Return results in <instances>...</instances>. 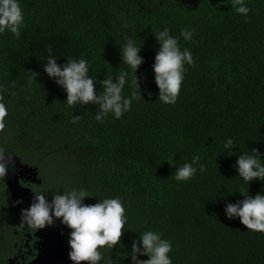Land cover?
Wrapping results in <instances>:
<instances>
[{
    "label": "trees",
    "instance_id": "obj_1",
    "mask_svg": "<svg viewBox=\"0 0 264 264\" xmlns=\"http://www.w3.org/2000/svg\"><path fill=\"white\" fill-rule=\"evenodd\" d=\"M232 0H200L189 6L177 0H20L24 26L17 38L0 34V84L7 108L0 129V149L37 167L40 181H23L33 192L51 195L85 189L99 198H120L127 223L120 244L99 249L100 264H131L132 240L139 233H162L172 243V264H264V233L229 220L226 203L264 194V182L246 185L233 165L237 156L257 149L264 162V0H245L247 16ZM169 28L179 36L187 27L193 39L180 37L194 63L185 65L175 104L157 99L152 64L158 49L153 36ZM128 38L142 44L144 63L137 72L140 89L125 85L141 98L120 119L97 122V105L68 107L66 93L43 71L51 46L58 63L85 58L89 75L99 81L115 76L121 63L119 46ZM39 73L28 85L29 73ZM15 87L9 91V85ZM97 92H103L100 84ZM151 93V95H149ZM73 115L80 116L71 123ZM231 137L236 149L226 155ZM193 156L207 165L187 182L174 179L175 167ZM198 167L197 165H193ZM69 239L70 230L62 225ZM7 186L0 181V264H13L25 248L26 232ZM21 250V251H20ZM147 259V257H140ZM15 264V262H14Z\"/></svg>",
    "mask_w": 264,
    "mask_h": 264
},
{
    "label": "clouds",
    "instance_id": "obj_2",
    "mask_svg": "<svg viewBox=\"0 0 264 264\" xmlns=\"http://www.w3.org/2000/svg\"><path fill=\"white\" fill-rule=\"evenodd\" d=\"M231 7L240 15L247 16L250 12L245 0H232ZM23 26L24 14L20 0H0V34L10 32L19 38ZM153 36L158 44L152 64L154 82L159 89L157 99L164 104H175L184 80L185 65L191 66L194 63L191 51L188 48L181 50L180 37L190 41L193 39V32L185 27L181 29L179 36H173L170 29L165 27L157 30ZM142 45L138 46L135 40L128 38L122 47L119 46L121 63L127 66V70H121L115 76H107L102 81H99L97 76L94 78L89 75V63L83 57L67 58L65 63H58V57L51 46L48 48V56L42 67L44 73L66 93L64 102L68 107L97 105L98 109L95 113L97 122H103L109 115L114 119H120L131 111L133 100L142 97L141 92L138 95L136 91L128 97L123 95L129 80L131 87L141 90L137 72L144 63V58L140 55ZM28 73L30 74L28 85L31 87L39 73ZM97 84L103 88L102 93L97 92ZM14 87L15 81H12L8 90ZM4 90V85L0 84V93ZM2 99L3 96L0 94V100ZM6 115L7 108L0 102V129L4 127L3 118ZM79 120L80 116L73 115L71 123H78ZM223 148L227 150L226 155L231 156L236 144L229 137L225 140ZM250 152L251 154L245 152L236 155V163L233 165L238 173L237 176L248 185V189L251 182H264L262 155L255 148ZM6 159L10 158L3 149H0V177L6 176L11 170L9 164L2 162ZM168 162L175 168L174 179L177 182H187L196 175L197 171L204 173L207 170V165L200 163L199 156H193L191 163H184L180 167H175L174 158H170ZM239 193L244 197L242 200L225 204L226 218L229 220L238 218L246 229L264 233V194L257 193L251 196L249 191L243 188ZM48 197L46 192H33L30 206L21 209V222L27 226L43 229L59 220L70 230L68 259L73 264H82V262L100 264L103 256L99 249L105 247L113 249L120 244L127 223L125 207L120 198H99L95 204H86L85 199L92 196L83 188L53 194L51 200ZM172 248V243L163 238L162 233L146 230L132 240L131 251L126 257H131V264H172L169 255Z\"/></svg>",
    "mask_w": 264,
    "mask_h": 264
},
{
    "label": "water",
    "instance_id": "obj_3",
    "mask_svg": "<svg viewBox=\"0 0 264 264\" xmlns=\"http://www.w3.org/2000/svg\"><path fill=\"white\" fill-rule=\"evenodd\" d=\"M8 157L10 159L2 162L9 164L11 170L6 176L0 177V181L3 180L7 186L13 208L20 211L28 208L33 201V190L25 186L23 181L34 183L40 181L39 170L37 167L24 163L18 156ZM17 201L20 203H16ZM35 236L38 238V254L30 264H73L68 259L70 249L59 220L43 229L36 228Z\"/></svg>",
    "mask_w": 264,
    "mask_h": 264
},
{
    "label": "flooded vegetation",
    "instance_id": "obj_4",
    "mask_svg": "<svg viewBox=\"0 0 264 264\" xmlns=\"http://www.w3.org/2000/svg\"><path fill=\"white\" fill-rule=\"evenodd\" d=\"M180 1L183 4L195 7L200 0H177ZM213 2H219V1H224V0H211ZM26 180V179H25ZM36 232V231H35ZM35 232L33 233V235L30 232H26L25 234L27 235V239L25 240V248L27 250H29V253L32 254L33 251L31 249H36V255L33 258H30L29 260H27V256L22 254L21 256H16L15 257V264H30L31 261L37 256L38 254V238L35 236ZM67 242V239H66ZM21 251V250H20ZM13 262V264H14Z\"/></svg>",
    "mask_w": 264,
    "mask_h": 264
}]
</instances>
